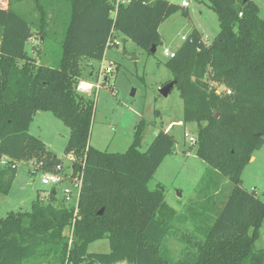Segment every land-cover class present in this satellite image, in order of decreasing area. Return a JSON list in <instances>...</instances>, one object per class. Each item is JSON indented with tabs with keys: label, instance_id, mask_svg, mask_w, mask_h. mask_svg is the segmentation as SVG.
<instances>
[{
	"label": "trees",
	"instance_id": "16d2710c",
	"mask_svg": "<svg viewBox=\"0 0 264 264\" xmlns=\"http://www.w3.org/2000/svg\"><path fill=\"white\" fill-rule=\"evenodd\" d=\"M34 1L36 16L16 10L10 0L0 7V198L9 193L22 160L43 161L46 171L61 164L29 133L39 111L52 112L70 129L64 152L75 155L76 168L85 160L84 182L71 245L74 209L53 189L39 195L30 212L0 220V264H264V250L254 248L264 201L242 186L245 168L264 145V20L255 0H210L220 25L215 40L207 45L193 31L166 62L183 100L184 121L198 126L196 155L208 166L210 185L213 175L232 184L223 200H217L218 190L203 197L207 219L194 226L198 234L178 237L185 248L177 261L169 258L165 242L183 222L167 204L164 187L149 188L175 148L174 137L160 130L142 151L143 120L125 153L94 149L89 145L94 98L77 86L81 60L101 62L117 45L115 32L154 54L161 24L182 7L134 0L112 17L114 0ZM34 30L45 45L62 30L58 62L47 64L40 56L37 63L30 56ZM93 74L86 76L92 80ZM209 79L226 87L217 93ZM103 239L109 253L88 251Z\"/></svg>",
	"mask_w": 264,
	"mask_h": 264
},
{
	"label": "rangeland",
	"instance_id": "374dc122",
	"mask_svg": "<svg viewBox=\"0 0 264 264\" xmlns=\"http://www.w3.org/2000/svg\"><path fill=\"white\" fill-rule=\"evenodd\" d=\"M166 1L179 7L182 1H186L189 6L186 10L180 8L161 24V44L154 54H149L132 40L115 32L114 42L117 45L105 51L101 62L81 60V80L89 81L86 75L93 71L92 81L100 80L101 83L99 90H94L91 95L86 94L94 98L89 138V145L94 149L108 153H125L134 141L137 126L143 120L146 127L142 151L147 149L160 130H165L174 137L175 148L150 181L149 188L153 190L161 184L165 190L167 204L179 214L180 221L183 222L179 225L177 235L168 237L165 242L169 258L177 261L182 258L185 248V244L180 242L178 237L198 234L194 226L204 224L207 219L208 211L204 205H200L203 197L210 199L218 190L217 200H223L224 193H227L232 184L227 178H222L220 182L221 176L213 175L214 182L210 185L212 176L207 171L208 166L196 155V147L190 141L191 138L197 139L198 126L195 123H185L184 104L179 90L174 87L167 97L159 92L161 87L174 81V74L166 66L170 58L164 54V50L175 53L185 41L182 38H188L193 31L200 33L204 43L210 45L220 31L218 14L212 8L210 0ZM255 2L259 7L260 18L264 20V0ZM8 3L9 0H0V7L7 8ZM10 3L16 10L27 15L38 14L34 0H10ZM50 24L52 25V22ZM52 30H55L54 26ZM56 33L45 45L40 41L39 32L34 30V36L27 44V52L37 63H40V56L46 59L47 64L60 60V35L63 32L61 30ZM124 50L136 55L137 60L127 59ZM107 68H111L113 72L107 74ZM211 80L209 79L208 83L217 93L221 91V87H226ZM29 133L40 139L47 149L61 160L64 168L70 169L69 155L64 152L70 129L62 120L50 111H39L34 115ZM185 134H188V137ZM254 155L257 159L250 161L242 174V186L248 192L255 191L264 201V145ZM44 165L43 161L37 163L25 160L17 164V173L9 193L0 198V220L12 212H30L38 196H44L53 189L57 190L58 199H62L61 186L42 184V178L47 172ZM189 208L193 209L194 215L187 214ZM254 248L264 250V224ZM88 251L109 253V241L103 239L94 242L89 245Z\"/></svg>",
	"mask_w": 264,
	"mask_h": 264
},
{
	"label": "built area",
	"instance_id": "2783aa9c",
	"mask_svg": "<svg viewBox=\"0 0 264 264\" xmlns=\"http://www.w3.org/2000/svg\"><path fill=\"white\" fill-rule=\"evenodd\" d=\"M134 0H114V10L112 12L113 15L116 14L117 9L121 5H129ZM189 4L186 1H182L181 7L188 8ZM186 40L185 37L182 38ZM164 54L173 58L175 53H171L168 49L164 50ZM104 71L102 70L101 73ZM107 74L112 73L113 70L111 68H107L105 71ZM101 88L100 80L97 82H93L92 80L83 81L80 80L77 86V91L82 94L90 95L94 90H99ZM222 89V88H221ZM230 94V91L227 92ZM188 137V134H185ZM191 144L195 145L197 140L195 138L190 139ZM70 161V169L64 168L62 164H57L50 171H47L45 176L42 178V184L45 186H61L62 189V198L64 199L67 205H70L74 209V218L72 222V226L70 228V239L69 244L71 245L73 241V232L75 222L79 216V198L83 187L84 182V168H85V160L82 159L79 167H75L76 157L73 153L68 154Z\"/></svg>",
	"mask_w": 264,
	"mask_h": 264
},
{
	"label": "water",
	"instance_id": "95a60500",
	"mask_svg": "<svg viewBox=\"0 0 264 264\" xmlns=\"http://www.w3.org/2000/svg\"><path fill=\"white\" fill-rule=\"evenodd\" d=\"M155 51H156V46H154L152 48V53H155ZM124 56L127 59H129V60H137V56L136 55L129 54L126 50H124ZM175 85H176V81H172V82L164 85L163 87L160 88V91H159L160 94L162 96H164V97H167L172 92V90L174 89ZM102 213H103V210H101L99 212V215H102Z\"/></svg>",
	"mask_w": 264,
	"mask_h": 264
},
{
	"label": "crops",
	"instance_id": "0c3cea01",
	"mask_svg": "<svg viewBox=\"0 0 264 264\" xmlns=\"http://www.w3.org/2000/svg\"><path fill=\"white\" fill-rule=\"evenodd\" d=\"M180 7H181V6H180ZM183 9H185V10H186L187 8H183ZM159 32H160V31H159ZM160 35H161V34H160ZM164 131H165V130H164ZM165 132H166V131H165ZM166 133H168V132H166ZM154 137H155V136H154ZM195 139H196V138H195ZM175 144H176V142H175ZM193 146H196V144H195V145H193ZM190 149H192V148H190ZM183 152H185V151H183ZM186 153L188 154L189 152H188V151H186ZM254 154H255V153H254ZM254 154H253V155H254ZM256 159H257V156H256V155H254V158H252V159H251V162H254ZM224 179H225V178H224Z\"/></svg>",
	"mask_w": 264,
	"mask_h": 264
}]
</instances>
